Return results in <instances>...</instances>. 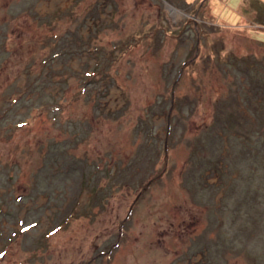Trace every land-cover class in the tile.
<instances>
[{"label": "rangeland", "instance_id": "1", "mask_svg": "<svg viewBox=\"0 0 264 264\" xmlns=\"http://www.w3.org/2000/svg\"><path fill=\"white\" fill-rule=\"evenodd\" d=\"M0 264H264V0H0Z\"/></svg>", "mask_w": 264, "mask_h": 264}, {"label": "trees", "instance_id": "2", "mask_svg": "<svg viewBox=\"0 0 264 264\" xmlns=\"http://www.w3.org/2000/svg\"><path fill=\"white\" fill-rule=\"evenodd\" d=\"M144 119L146 120V118L144 117ZM147 119H148V115H147ZM142 121V120H139L137 123H136V128H137V132H138V129L140 128V127H142L143 125H145V126H147L148 125V128L150 129V132H151V136L153 135V130L151 129V128H153V126H151V124H152V122H150L149 120L148 121ZM148 123V124H147ZM129 164H133V161H129ZM122 171V170H121ZM116 174V171H114V173H113V175H111V173H110V175L108 174V172H105V174H104V177H102L101 176V178L99 177V176H97L96 174H95V176H94V174L92 173L91 174V176H90V181H91V183H90V188L89 189H91V193H90V197H91V200H93L94 198H95V196H97L98 197V195H96L97 193L99 194V195H101V192H98L97 191V188H98V183H99V181L102 179V178H104V181L105 182H113V184L114 185H119L120 186V188H121V186H122V184L123 185H125V186H127V184H125V183H123V181H124V177H123V172L122 173H120V171H119V174L118 175H115ZM122 179V180H121ZM96 183V184H95ZM114 186L112 185V184H110L109 186L106 184V185H104L103 187H102V189H103V191H105V194L104 195H102V196H100V200H101V197H105V198H108V196H109V193H107L108 192V190H110V188H113ZM123 188H125V187H123ZM104 198V199H105ZM106 200H108V199H106Z\"/></svg>", "mask_w": 264, "mask_h": 264}]
</instances>
